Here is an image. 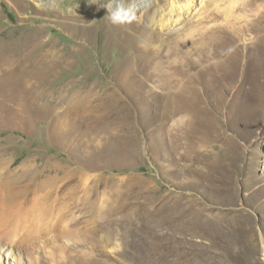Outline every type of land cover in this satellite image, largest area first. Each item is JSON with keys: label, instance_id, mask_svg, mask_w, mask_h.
I'll use <instances>...</instances> for the list:
<instances>
[{"label": "rangeland", "instance_id": "1", "mask_svg": "<svg viewBox=\"0 0 264 264\" xmlns=\"http://www.w3.org/2000/svg\"><path fill=\"white\" fill-rule=\"evenodd\" d=\"M159 1L161 38L108 0H0V173L45 188L0 205V264H264V0ZM225 26L227 57H166Z\"/></svg>", "mask_w": 264, "mask_h": 264}, {"label": "bare ground", "instance_id": "2", "mask_svg": "<svg viewBox=\"0 0 264 264\" xmlns=\"http://www.w3.org/2000/svg\"><path fill=\"white\" fill-rule=\"evenodd\" d=\"M151 1H158V6L155 8H151ZM187 1L188 6L191 0H184ZM213 2H217V0H213ZM142 3V0H134V6H129L128 9L133 14V18L139 16V22H143V25H138L139 23L136 20H130L128 22V26H125L123 29H125L124 33L134 35V36H151V37H157L161 38L163 34H161L160 30L165 31L169 27V22L174 21L178 22V19H173V14L171 15L170 19H167L166 17V10L160 6L159 0H148L144 3L143 8L139 10L140 4ZM250 7L252 6L251 3ZM142 6V5H141ZM174 7L177 8L175 5L172 6L171 12H174ZM180 9L182 8L179 7ZM139 10V11H138ZM87 16L82 18L84 21H87ZM132 18V19H133ZM91 19V16H90ZM89 19V20H90ZM137 19V20H138ZM88 22V21H87ZM252 27L256 29L257 32V38H256V49L259 51L261 60L263 62V66L259 69V71H250L249 74H259L264 78V11H262L257 18L253 21ZM194 29V28H193ZM181 30V29H180ZM178 32V31H177ZM172 33L169 35V38H171L172 43H169V48L167 50L166 57L171 59L173 57H176L175 60H177L175 63L183 62L184 58L188 59V56L193 51H198L202 54L203 57H207L208 59H212L214 61H217L218 59H222V57H227V53H229V49L232 46L233 41V35L231 28L228 26L225 27H219V28H201L197 30H193L192 32L188 34L184 33ZM183 32V31H181ZM189 32V31H188ZM126 35V34H125ZM124 35V36H125ZM131 37V36H130ZM126 39V38H125ZM49 57H54V55L47 54L44 55L41 62H49L51 60H48ZM51 59V58H50ZM182 64V63H181ZM181 67V66H180ZM176 68L175 72H183L182 68ZM185 67V65H183ZM169 72V71H167ZM187 72V71H186ZM198 74H201V71H197ZM69 174H65L63 177H53L49 178L48 183L51 181H54L56 183L63 182L67 178H69ZM28 179H31V183L35 185L36 188H42L44 190V185H41L39 180V174L34 173L31 176L29 174H13V173H0V205H5V203H8L10 201H14L16 198L25 196V193L30 191V186H26L25 191L22 190V193L18 191V189L21 187V185L28 181ZM47 186V185H45ZM38 189H36V192ZM31 192V191H30ZM81 204L85 205L84 197L81 198ZM43 215L40 214L38 216V219H43ZM54 214L52 215V219L54 218ZM66 219V218H65ZM42 221H38V225L40 226ZM101 226L98 222L97 227L95 228V233L97 234L100 232ZM32 232V231H31ZM15 243V242H14ZM4 253L2 250L0 251V257L2 259V262L4 263ZM12 261H17L12 259Z\"/></svg>", "mask_w": 264, "mask_h": 264}, {"label": "clouds", "instance_id": "3", "mask_svg": "<svg viewBox=\"0 0 264 264\" xmlns=\"http://www.w3.org/2000/svg\"><path fill=\"white\" fill-rule=\"evenodd\" d=\"M102 6L106 8L108 20L114 25H123L133 18L131 11L125 7L124 0H108Z\"/></svg>", "mask_w": 264, "mask_h": 264}, {"label": "crops", "instance_id": "4", "mask_svg": "<svg viewBox=\"0 0 264 264\" xmlns=\"http://www.w3.org/2000/svg\"><path fill=\"white\" fill-rule=\"evenodd\" d=\"M0 85H2L3 86V88L6 86L7 88H9L10 87V82H1V84Z\"/></svg>", "mask_w": 264, "mask_h": 264}]
</instances>
